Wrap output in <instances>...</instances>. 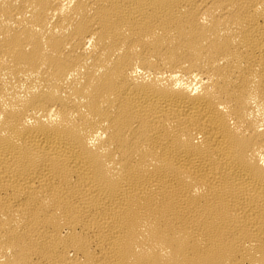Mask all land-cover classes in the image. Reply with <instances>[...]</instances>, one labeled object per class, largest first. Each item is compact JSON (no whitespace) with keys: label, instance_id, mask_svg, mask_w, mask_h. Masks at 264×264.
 I'll use <instances>...</instances> for the list:
<instances>
[{"label":"bare ground","instance_id":"1","mask_svg":"<svg viewBox=\"0 0 264 264\" xmlns=\"http://www.w3.org/2000/svg\"><path fill=\"white\" fill-rule=\"evenodd\" d=\"M0 264H264V0H0Z\"/></svg>","mask_w":264,"mask_h":264}]
</instances>
